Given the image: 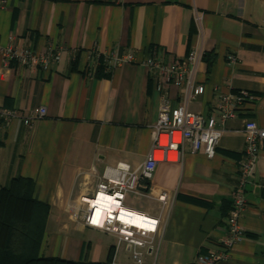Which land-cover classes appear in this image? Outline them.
<instances>
[{
  "label": "crops",
  "instance_id": "crops-1",
  "mask_svg": "<svg viewBox=\"0 0 264 264\" xmlns=\"http://www.w3.org/2000/svg\"><path fill=\"white\" fill-rule=\"evenodd\" d=\"M11 36L15 45L38 52L50 42L64 47L49 69L16 61L5 66L0 52V107L25 116L39 106L48 110L33 125L22 118L0 123V190L30 178L50 208L42 257L136 264L115 234L87 226L80 211L74 213L107 167L122 161L138 167L148 158L162 99V78L144 65L148 57L172 62L201 52L196 78L205 91L189 109L206 117L221 93L256 95L227 122L214 157L187 141L183 162L159 163L153 187L175 195L172 207L135 192L124 200L166 221L146 264H197L199 254L220 250L244 157V122L264 127V0H9L0 10V43L11 44ZM115 50L132 51L135 60L99 72L97 53ZM168 90L174 107L183 104L179 85ZM248 198L245 237L216 264H264V143Z\"/></svg>",
  "mask_w": 264,
  "mask_h": 264
},
{
  "label": "built area",
  "instance_id": "built-area-1",
  "mask_svg": "<svg viewBox=\"0 0 264 264\" xmlns=\"http://www.w3.org/2000/svg\"><path fill=\"white\" fill-rule=\"evenodd\" d=\"M8 4L9 0H0V10L5 9ZM202 18V15H197V23L201 22ZM10 40L9 45L0 43L5 66H10L16 61L33 70L49 69L53 63L61 60L64 47L55 42H50L44 52H38L30 46L15 45V36H11ZM97 59L98 66L110 69L134 61L135 55L132 51L123 54L115 50L98 52ZM201 59V52L193 50L184 59L177 61L166 62L153 56L144 61L145 66L157 70L162 78L160 113L157 122L152 126L153 147L148 158L138 167L124 161L116 166L107 167L93 194L82 195L78 202V210L74 213L77 216L80 211L87 226L115 234L117 244L124 243L129 248L136 264H146V252L158 251L156 237L163 236L166 221L126 206L124 204L126 195L135 192L137 195H146L172 207L175 195L153 187L152 180L159 163L183 162L184 143L187 141L191 143L194 151H203L209 157H214L226 131L227 122L236 119L243 107L256 99V95L249 90H237L219 94L216 110L209 117L190 110L189 103L205 91V86L198 83L196 78ZM229 59L236 62L237 56L231 54ZM171 83L179 85L183 91V104L177 107L172 105L169 96L168 86ZM47 114L45 106L34 108L27 116L17 110L0 107V123H10L22 118L25 124L33 125ZM242 130L246 145L239 166V181L228 216L227 233L221 241V249L199 254L197 264H216L226 259L229 251L245 237L246 232L241 219L249 205L248 190L257 168L260 145L264 143V127L256 120L249 119L244 122ZM105 202L107 204L113 202L115 205L108 215L102 212L105 209L103 208Z\"/></svg>",
  "mask_w": 264,
  "mask_h": 264
},
{
  "label": "trees",
  "instance_id": "trees-1",
  "mask_svg": "<svg viewBox=\"0 0 264 264\" xmlns=\"http://www.w3.org/2000/svg\"><path fill=\"white\" fill-rule=\"evenodd\" d=\"M49 210L30 178H15L0 190V264H101L40 255Z\"/></svg>",
  "mask_w": 264,
  "mask_h": 264
},
{
  "label": "bare ground",
  "instance_id": "bare-ground-1",
  "mask_svg": "<svg viewBox=\"0 0 264 264\" xmlns=\"http://www.w3.org/2000/svg\"><path fill=\"white\" fill-rule=\"evenodd\" d=\"M103 208L105 209L102 212L108 215L111 211H113V209L115 208V205H113V202H109L108 204L107 202H105V205L103 206ZM98 217H100V213L98 214Z\"/></svg>",
  "mask_w": 264,
  "mask_h": 264
}]
</instances>
